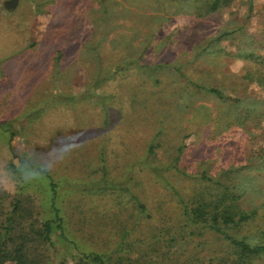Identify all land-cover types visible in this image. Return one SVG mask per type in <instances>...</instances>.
Segmentation results:
<instances>
[{"label":"rangeland","instance_id":"1","mask_svg":"<svg viewBox=\"0 0 264 264\" xmlns=\"http://www.w3.org/2000/svg\"><path fill=\"white\" fill-rule=\"evenodd\" d=\"M7 1L0 227L11 249L25 244L26 264H93L90 253L106 264H237L211 221L184 213L203 200L225 209L216 181L239 196L235 214L251 215L226 233L264 246V90L246 79L264 65V0L211 14L189 0ZM143 64L166 66L155 78ZM104 166L131 193L76 187ZM53 199L64 233L46 238Z\"/></svg>","mask_w":264,"mask_h":264},{"label":"trees","instance_id":"2","mask_svg":"<svg viewBox=\"0 0 264 264\" xmlns=\"http://www.w3.org/2000/svg\"><path fill=\"white\" fill-rule=\"evenodd\" d=\"M189 1H191L190 5L193 7V10L195 12H198L199 14L200 12L201 14H205V13L211 14L217 12L218 10H222L224 8L230 7L235 0H206V1L189 0ZM153 65H155L154 68L152 66H149L148 64H143L142 66L153 72V76H155V78H159L158 72L162 71L163 70L162 68H164L166 65L163 64H153ZM119 69H123V68L119 66ZM181 69L182 68H179L180 71ZM247 76L251 78H246V79L253 81L264 90V65H262V63H260L255 70L248 71ZM109 77H110L109 75L103 76V78H109ZM200 90H204L207 93L213 94L219 99H225V100L234 99L230 96H226L222 91H220L215 87L200 86ZM60 99L66 101V100H72L73 98L63 95L61 96ZM154 150H155L154 147L149 148V153L151 154L154 153ZM103 169L104 172L101 178L98 181L93 182V184H91L90 187H88L87 185L83 186V184H79L76 187L79 188L81 186V190L111 191V192L118 190L125 193H131L130 187L127 185V182H124V180L115 181L109 178L107 168L104 166ZM200 177L203 179H209V177L205 173L202 174V176ZM215 184L223 188L222 190L223 192L220 195L221 196L220 201L223 203H227L225 205V209L220 211V207H218V204L215 207H212L207 201L203 200L202 201L203 203L199 204L194 208H189L183 202L184 213L193 222L204 221L206 219L211 221V228L214 229L216 232L224 235L227 239L231 241L232 245L238 249L240 257H239V263L237 264L251 263V261L256 257L264 255V246L251 245L245 240H239L237 238H234L233 236L226 233L225 229L223 228V226H226L230 223L233 224L235 222L237 223L244 222L245 220L251 218V215L244 212H237L235 214L234 209L232 208V204L239 199V196L232 194L231 197V195L229 194L228 185L223 186V184H221L219 181H216ZM57 187L58 186L55 183L51 182V188L53 192L56 191ZM52 206L55 216L53 219L45 223L46 238H48L50 233L55 230H59L61 234L64 233L62 216L60 215L59 208L56 207L55 199H53ZM139 206L143 209L142 204H140ZM212 209H213V213H210ZM24 245L25 244H21V245L17 244L16 246H14L13 249H11L8 243V238H6L2 228L0 227V264H26L24 260L25 259ZM82 260L86 262L87 261L92 262L93 264H106L104 256L101 254L90 253L85 256L83 255ZM217 264H221V263H217Z\"/></svg>","mask_w":264,"mask_h":264},{"label":"water","instance_id":"3","mask_svg":"<svg viewBox=\"0 0 264 264\" xmlns=\"http://www.w3.org/2000/svg\"><path fill=\"white\" fill-rule=\"evenodd\" d=\"M20 0H8L6 6L8 9H15L19 5Z\"/></svg>","mask_w":264,"mask_h":264},{"label":"clouds","instance_id":"4","mask_svg":"<svg viewBox=\"0 0 264 264\" xmlns=\"http://www.w3.org/2000/svg\"><path fill=\"white\" fill-rule=\"evenodd\" d=\"M29 177L25 176V179H28Z\"/></svg>","mask_w":264,"mask_h":264}]
</instances>
